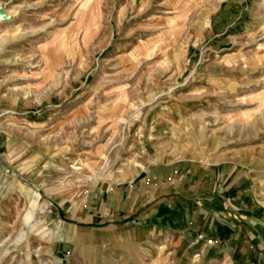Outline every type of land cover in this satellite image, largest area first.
I'll use <instances>...</instances> for the list:
<instances>
[{
    "label": "rangeland",
    "instance_id": "1",
    "mask_svg": "<svg viewBox=\"0 0 264 264\" xmlns=\"http://www.w3.org/2000/svg\"><path fill=\"white\" fill-rule=\"evenodd\" d=\"M181 163L264 214V0H0V264H211L85 220Z\"/></svg>",
    "mask_w": 264,
    "mask_h": 264
},
{
    "label": "crops",
    "instance_id": "2",
    "mask_svg": "<svg viewBox=\"0 0 264 264\" xmlns=\"http://www.w3.org/2000/svg\"><path fill=\"white\" fill-rule=\"evenodd\" d=\"M235 171L184 163L150 167L130 185L101 191L85 220L133 224V236L158 250L171 241L212 263L264 264V214Z\"/></svg>",
    "mask_w": 264,
    "mask_h": 264
}]
</instances>
